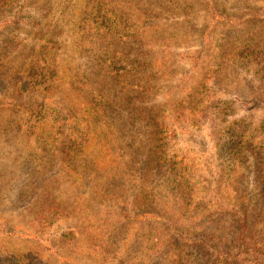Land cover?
<instances>
[{
  "label": "rangeland",
  "instance_id": "374dc122",
  "mask_svg": "<svg viewBox=\"0 0 264 264\" xmlns=\"http://www.w3.org/2000/svg\"><path fill=\"white\" fill-rule=\"evenodd\" d=\"M99 5L116 21L96 35L107 20ZM30 8L55 40L50 72L60 73L66 89L47 97L0 85V264H227L215 240L243 224L264 250V0H34ZM9 15L0 8V23ZM15 31L36 35L25 25ZM16 43L0 34V62L11 46L15 66L23 64ZM114 54L145 72L128 83L122 107L130 113L118 109L107 120L94 105L83 109L90 95L74 81L95 76ZM210 100L200 126L193 109ZM41 105L77 115L74 137L85 142L66 150L62 133L44 142L42 132L56 136L59 125L26 132L24 122ZM218 109L243 122L245 145L235 159L211 135ZM126 118H136L132 128ZM158 138L193 195L177 189L151 203L167 184L166 171L155 168ZM48 193L67 216L43 214ZM198 237L210 238L212 251L183 258Z\"/></svg>",
  "mask_w": 264,
  "mask_h": 264
},
{
  "label": "trees",
  "instance_id": "16d2710c",
  "mask_svg": "<svg viewBox=\"0 0 264 264\" xmlns=\"http://www.w3.org/2000/svg\"><path fill=\"white\" fill-rule=\"evenodd\" d=\"M33 1L34 0H0V8L10 12L9 18H7L5 22L0 23V34H6L11 38L12 42H17L16 44L18 48L21 49V54L24 55L26 59L23 60L22 65L16 67L14 59L10 54L11 46H8L9 49L5 50V58L0 62V85H3V92L8 91L10 88H14L17 94L34 92L47 97H55L64 92L66 86H63L64 81L59 77L60 73L55 76L51 75L52 73L50 70L53 63L52 52L56 43L54 39L46 37L45 32L42 30L46 28V25L41 23L36 17L34 9L30 8L31 2ZM99 9V13H103V19L107 17V20L99 25L98 29L101 30H99L100 32L96 31L98 32L95 33L96 35L105 30H113L115 27L113 21H116L113 12H108L100 8V5ZM263 15V13H260L258 18L262 20ZM245 17L249 20V18L253 16H249L246 13ZM242 20H244V18H242L241 21ZM20 25L32 28L34 30L32 34L36 33V35L34 37H21L17 31H15ZM47 33L50 34L49 31H47ZM86 35L87 34L83 33L82 36H79V40L83 41ZM77 45L80 46V44ZM116 57V54H114L110 58H104L95 76L91 74L85 79L74 81L75 85H80V87H82L81 92L87 91L90 95L89 102L84 105L83 109L87 108V110H89L91 105H94V115L99 118H106L107 120L118 118V109L119 112L123 111L125 114L130 113L128 106L122 107V102L130 99L129 97L132 93L128 83L139 78L145 72L141 69L140 62L131 60L130 57H127L126 60H117ZM9 69L12 71L10 76L6 73V70ZM253 69L255 70V68ZM55 70L57 71L58 67H55ZM261 71L264 73V68H262ZM208 96H211V94ZM223 105L222 103V106ZM211 107V100L202 105L196 104L193 109L194 116H192L191 119H193L195 123H197L196 120L198 119L201 126L205 116V109ZM220 109L217 110L212 120V125L210 127L211 135L213 139H216L215 143L219 146H223L225 151L230 150L229 155L232 159L233 157L235 159L236 152L245 145L246 136L240 128L243 122L228 121L227 115L221 113ZM31 112L30 121L24 122L28 124L29 128L23 125V128L27 130L26 132H30L29 130L32 129L33 132L36 131L39 133V129L48 130L51 124L53 127L59 125V133L56 136L42 132V135L46 138L44 142H57V137H59L60 133H62L63 136L62 141H60L61 145L66 146V150H69L76 144L85 142L84 140H79L77 137H74L76 128L72 126V123L74 125L75 123H79L77 115H73L72 113L65 115L63 111L61 112L56 108L45 105L36 106ZM196 113H201L200 117L196 116ZM126 119L128 121L127 126L132 128L136 118ZM70 121H72L71 124ZM261 126H264V123L259 127ZM164 141L165 140H160L159 138L157 139L154 157L155 164H157L155 168H157L158 171H166L164 176L166 177L167 184L164 188H159L157 192H154V194L150 196L152 198V204L156 203L159 194L173 193V191L177 189L183 190L187 197L190 194L193 195L191 187L192 182L189 181L188 177V181L184 180V171L179 168L176 159H171L174 157L170 153L166 154L165 151L162 150L166 145ZM67 158L70 159V156H67ZM173 195L175 194L173 193ZM51 196L52 194L49 193L46 196L44 204H46L47 208L44 209L43 214L47 212L48 217H52L53 220L60 219L65 215L67 216V214L61 210L62 206L58 202V199ZM50 197L51 200H49ZM73 235L72 233H64L61 237L74 238L75 235L74 237ZM254 237L248 225L243 224L240 230L231 238H219L215 240V254L220 257L221 253L219 251L225 249L227 253H225L223 257L227 264H251L252 262L255 264H264V250L259 245L260 236ZM190 242L191 245L188 248H190L191 251L186 252V250H183L185 253L183 258H188L190 260L192 258L197 259L202 257L203 254H205V248L209 250L208 252L212 251V247L208 245L210 238L198 237L196 239H190ZM155 245L158 244H154L153 249ZM199 249H203L204 251H198ZM117 254L119 257L120 251L117 252ZM112 255H114V252H112ZM115 259L116 258L113 256L112 260Z\"/></svg>",
  "mask_w": 264,
  "mask_h": 264
}]
</instances>
